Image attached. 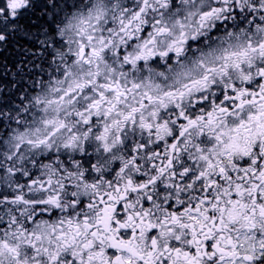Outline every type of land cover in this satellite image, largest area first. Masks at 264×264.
Segmentation results:
<instances>
[{
    "label": "snow or ice",
    "instance_id": "snow-or-ice-1",
    "mask_svg": "<svg viewBox=\"0 0 264 264\" xmlns=\"http://www.w3.org/2000/svg\"><path fill=\"white\" fill-rule=\"evenodd\" d=\"M0 264H264V0H0Z\"/></svg>",
    "mask_w": 264,
    "mask_h": 264
},
{
    "label": "clouds",
    "instance_id": "clouds-1",
    "mask_svg": "<svg viewBox=\"0 0 264 264\" xmlns=\"http://www.w3.org/2000/svg\"><path fill=\"white\" fill-rule=\"evenodd\" d=\"M189 55H191V53Z\"/></svg>",
    "mask_w": 264,
    "mask_h": 264
}]
</instances>
